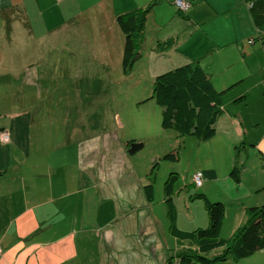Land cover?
I'll return each instance as SVG.
<instances>
[{
	"label": "rangeland",
	"instance_id": "obj_1",
	"mask_svg": "<svg viewBox=\"0 0 264 264\" xmlns=\"http://www.w3.org/2000/svg\"><path fill=\"white\" fill-rule=\"evenodd\" d=\"M165 3L163 0L164 6L169 4ZM170 7L156 21L148 20L149 33L158 31L161 41L170 37L169 28L176 30L177 21L171 20L175 8ZM229 12L237 13L239 31L244 30L248 21L241 12ZM175 34L173 37L179 33ZM77 37L74 44L80 52L59 47L38 54L43 60L35 61L38 68L32 71L44 78L39 83H26L31 71L27 54L19 53V68L0 70V124L8 131L14 129V134L20 128L13 152L5 157H16L20 163L26 159L23 169L44 176L43 182L50 185L52 205L46 215V234L57 238L54 228H64L66 223L61 234L72 235L68 239L73 242L82 240L77 252L92 257L95 264H169L177 243L169 232L165 184L173 174L177 228L190 232L207 227L205 200L198 196L203 194L210 202L224 204L220 238H230L240 224V214L258 199L264 201V188L257 189L264 185V159L244 141L246 148L238 159L243 170L236 182L230 176L234 146L224 141L226 134H217L222 146L217 139L203 143L162 127V110L152 98L155 76L151 71L155 66L161 74L180 64L167 54L149 57L152 40L124 73L122 65L97 63L89 54L95 53L89 51L90 45H100L97 41ZM247 42L253 44L249 48L255 51L256 61L263 62L261 40L252 43L248 38ZM109 51L106 58L112 63L115 54ZM235 111L231 108L230 113ZM204 170L209 178L202 176L204 185L196 186L193 176ZM147 186L153 188L150 200ZM41 221L38 219L39 224ZM218 264H264V249Z\"/></svg>",
	"mask_w": 264,
	"mask_h": 264
},
{
	"label": "crops",
	"instance_id": "obj_2",
	"mask_svg": "<svg viewBox=\"0 0 264 264\" xmlns=\"http://www.w3.org/2000/svg\"><path fill=\"white\" fill-rule=\"evenodd\" d=\"M171 1L166 0L169 4L164 6L163 0H0V70L19 68L22 57L19 53H24L30 59L28 71L31 68L26 83H39V79L44 78L40 77L37 70L32 71L38 68L35 61L43 60L39 55L59 47L71 53L80 52L81 48L74 44L77 36L90 37L100 44H97L98 48L89 46L90 52L95 51L89 54L97 63L122 65L124 35L117 24V17L153 4L146 20L141 53L144 45L152 40L150 45L153 49L149 53L152 59L167 54L169 60H177L180 65L199 61L214 85L225 91L223 98L227 103H224V114L217 124V134H226L224 141L230 146L244 140L249 142L263 160L264 60L256 61L253 54L255 51L249 48L253 44L247 42L248 38L257 34L250 16L249 1L184 0L190 3L185 16L179 14ZM166 7L175 8L171 20L177 21L173 25L176 30L169 28L168 38H174L176 45L166 52L158 53L155 42L161 41V34L158 31L149 33L148 20L155 18L156 21L158 16L168 11ZM11 9L14 21L8 35L1 13ZM233 9L240 11L248 21L241 32L237 13L229 12ZM26 22L28 24L25 25ZM176 32L179 34L173 37ZM62 37L67 39L63 40ZM20 38L23 40L18 41ZM52 38L56 40L52 42ZM108 51L115 54L112 63L107 61ZM154 67L151 72L156 76L159 71ZM231 108L236 110L234 114L230 113ZM0 128H6L4 123L0 124ZM10 128L9 144L0 141V264H95L92 257L77 252L83 244L82 240L76 239L73 242L68 239L72 235L61 234L63 225L54 228L53 233L57 238L52 239L46 234L49 233L45 227L48 226L46 215L52 205L50 185H45L42 180L44 176L27 173L28 167L23 169L27 165L26 159L20 163L16 157H5L13 152L14 137L20 130L15 129L14 134V129ZM217 134L210 140L217 139L215 142L222 144L221 136ZM201 174L204 178L208 176L205 170ZM263 188L264 185L257 187L258 190ZM259 200L255 201L254 206L264 204V201L259 203ZM245 214H240V224ZM40 218L41 224L38 222ZM63 229H67L66 223Z\"/></svg>",
	"mask_w": 264,
	"mask_h": 264
},
{
	"label": "trees",
	"instance_id": "obj_3",
	"mask_svg": "<svg viewBox=\"0 0 264 264\" xmlns=\"http://www.w3.org/2000/svg\"><path fill=\"white\" fill-rule=\"evenodd\" d=\"M248 1L250 16L257 29L256 36L251 37L250 41L254 43L261 40L260 48L264 51V0ZM152 8L153 4H149L144 9L132 10L117 17V24L124 35V73L128 72L133 62L141 55L146 20ZM178 11L181 16H185L187 12L179 9ZM12 14V9L3 10L1 13L8 35L14 21ZM175 45L176 40L168 38L158 41L155 49L158 53H163ZM224 93V90H219L214 85L199 61L195 60L153 78L152 98L162 110V127L173 129L180 136H194L201 142L208 141L217 134V124L224 114ZM3 130L7 129L0 128V131ZM244 141L240 142V146H234V166L230 176L236 182H240L243 170L238 164V159L241 149L246 148ZM167 157L175 159L173 155ZM175 180L176 176L172 174L165 184L169 232L176 238L177 243L176 250L169 258V264H172V260L178 264H218L230 257L238 261L264 249V204L246 208L244 221L230 238L222 239L220 232L225 217L224 204L210 202L203 194H199L198 196L205 200L208 212L207 227H198L190 232L179 230L176 226V209L172 197ZM145 188L148 199H152V186Z\"/></svg>",
	"mask_w": 264,
	"mask_h": 264
},
{
	"label": "built area",
	"instance_id": "obj_4",
	"mask_svg": "<svg viewBox=\"0 0 264 264\" xmlns=\"http://www.w3.org/2000/svg\"><path fill=\"white\" fill-rule=\"evenodd\" d=\"M174 4H175L176 8L179 9L180 11H186L190 7V3H188L184 0H175ZM9 140L10 139H9L8 131L7 130L0 131V141L2 143H8ZM193 179H194L193 180L194 184L196 186H200L202 184L203 177H202V174L200 172L195 173L193 176Z\"/></svg>",
	"mask_w": 264,
	"mask_h": 264
}]
</instances>
